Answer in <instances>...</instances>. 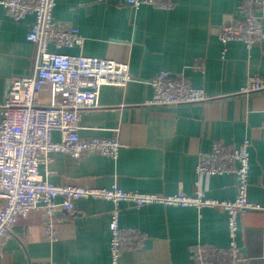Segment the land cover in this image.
Wrapping results in <instances>:
<instances>
[{
    "label": "crops",
    "instance_id": "crops-1",
    "mask_svg": "<svg viewBox=\"0 0 264 264\" xmlns=\"http://www.w3.org/2000/svg\"><path fill=\"white\" fill-rule=\"evenodd\" d=\"M55 1V21L78 28L85 40L82 49L61 53L123 62L137 81L104 86L98 107L80 114V137L117 139L118 157L55 153L51 182L163 195H193L199 189L207 198L233 200L235 176H198L196 168L215 142L238 146L248 139L249 200L264 206V92L240 93L248 76L264 77V41L248 49L242 41L224 46L218 39L225 21L241 18L242 0H169L168 10L148 4L136 9L125 0ZM33 23L32 15L14 22L0 4V106L8 84L34 72L36 46L27 40ZM162 71L185 76L210 99L148 105L153 97L148 81ZM114 209L106 200L81 199L71 213L58 210L55 240L45 233V211L33 210L1 242L0 264H111ZM119 210L129 243L122 264H197L199 249L225 258L229 248L228 218L220 209L157 204L138 209L122 203ZM237 241L246 264H264V212L243 216Z\"/></svg>",
    "mask_w": 264,
    "mask_h": 264
},
{
    "label": "built area",
    "instance_id": "built-area-1",
    "mask_svg": "<svg viewBox=\"0 0 264 264\" xmlns=\"http://www.w3.org/2000/svg\"><path fill=\"white\" fill-rule=\"evenodd\" d=\"M125 3L136 9L148 4L168 10L172 5L169 0ZM0 4L16 23L34 16L27 40L37 52L33 74L12 80L0 106V244L18 220L33 210L45 211V233L55 240L53 216L58 210L71 213L81 199L106 200L115 206L110 220V260L111 264H122L121 253L129 243L120 228V204L138 209L154 204L212 208L227 215L229 248L225 258L219 251L199 249L195 254L197 264H246L237 241L241 219L250 211L264 212V206L249 200L251 141L244 140L238 146L218 141L210 153L199 156L198 176H235L237 195L233 200L207 198L199 189L193 195L183 191L163 195L124 191L116 185L88 188L54 184L49 178L55 174L50 167L55 153L76 159L91 154L118 157L122 145L117 139L80 137V114L98 107L104 86L124 87L137 78L123 62L61 53L65 48L82 49L85 40L78 28L55 21V0H2ZM240 8L241 18L225 21L218 30V39L224 46L230 41H242L251 49L264 41V0H242ZM148 83L153 88V97L147 102L151 106L201 104L210 99L204 89L193 87L185 76L168 71L160 72ZM257 92H264V77L250 75L240 93L248 96ZM54 133L60 135L59 141L53 139Z\"/></svg>",
    "mask_w": 264,
    "mask_h": 264
}]
</instances>
